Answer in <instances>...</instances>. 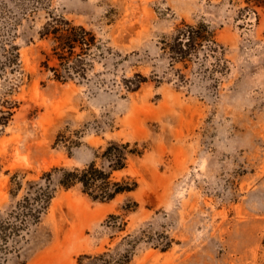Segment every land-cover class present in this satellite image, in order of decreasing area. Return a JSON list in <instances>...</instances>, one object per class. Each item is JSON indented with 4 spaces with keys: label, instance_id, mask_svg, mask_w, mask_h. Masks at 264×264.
<instances>
[{
    "label": "rangeland",
    "instance_id": "1",
    "mask_svg": "<svg viewBox=\"0 0 264 264\" xmlns=\"http://www.w3.org/2000/svg\"><path fill=\"white\" fill-rule=\"evenodd\" d=\"M20 2L8 3L21 66L0 79V264H264V8L45 0L33 11ZM50 12L113 49L91 51L87 79L58 82L42 67ZM201 21L217 29L230 69L212 75L214 59L202 55L176 65L186 74L176 84L162 40ZM137 73L149 81L129 90ZM111 140L144 147L115 174L136 178L137 191L102 203L59 185L61 168L85 167ZM46 189L54 197L36 223ZM134 201L136 211L122 209Z\"/></svg>",
    "mask_w": 264,
    "mask_h": 264
},
{
    "label": "trees",
    "instance_id": "2",
    "mask_svg": "<svg viewBox=\"0 0 264 264\" xmlns=\"http://www.w3.org/2000/svg\"><path fill=\"white\" fill-rule=\"evenodd\" d=\"M9 1L13 0L0 2V14L10 15L7 18L8 25L3 29L0 28V79L9 71L14 72L21 66L19 47L15 44L16 38L11 36L13 29L17 27V20L16 22L11 20L15 12L10 9ZM29 2L35 7L33 11H36L45 0H29ZM27 3L26 0H21L19 5L22 7ZM251 7L264 8V0H247L246 8ZM39 38L49 43L48 49L42 52L44 56L41 62L42 67L51 74V79L63 83L88 78L93 67L89 57L94 48L98 51L95 55L102 58L107 55V51L113 52L112 48H107L105 43L99 40L92 29L78 25L65 15L55 12L49 13L39 31ZM162 49L170 61L174 81L179 85L186 81V74L182 69H175L176 65L183 64L187 68L192 60L200 59L202 55L206 59H214L212 75L220 69L224 68V71L230 69L226 63L222 67L225 49L218 40L217 29L207 21H201L198 24L183 22L182 25L177 26L173 35L162 40ZM148 81V76L137 73L127 80V87L129 90L137 91ZM8 114L12 116V110H9ZM144 153L145 149L139 142L111 140L105 146L95 149L92 161L85 167L61 168L58 183L66 190L79 188L93 201L110 203L121 195L137 191L139 183L136 178L128 175L118 179L115 174L126 170L132 157H140ZM45 176L51 184L52 172H47ZM41 192L38 207L34 209L36 223L39 222L54 197V193L49 189ZM138 208L137 201H134L132 205H122V209L127 213L136 211ZM119 217L118 214L109 216L108 222L111 227L118 225ZM166 249L163 248V250Z\"/></svg>",
    "mask_w": 264,
    "mask_h": 264
}]
</instances>
